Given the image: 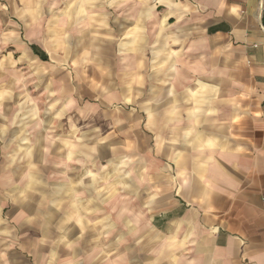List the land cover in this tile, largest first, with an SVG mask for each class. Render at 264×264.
<instances>
[{
  "label": "clouds",
  "instance_id": "9594fccd",
  "mask_svg": "<svg viewBox=\"0 0 264 264\" xmlns=\"http://www.w3.org/2000/svg\"><path fill=\"white\" fill-rule=\"evenodd\" d=\"M0 264H264V0H0Z\"/></svg>",
  "mask_w": 264,
  "mask_h": 264
}]
</instances>
